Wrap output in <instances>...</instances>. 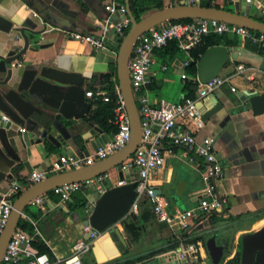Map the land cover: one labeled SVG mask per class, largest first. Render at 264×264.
I'll return each instance as SVG.
<instances>
[{
  "label": "crops",
  "instance_id": "1",
  "mask_svg": "<svg viewBox=\"0 0 264 264\" xmlns=\"http://www.w3.org/2000/svg\"><path fill=\"white\" fill-rule=\"evenodd\" d=\"M44 1L64 18V23L67 24L65 27L43 22L24 0H0V15L12 23L8 32L0 30V54L5 55L9 50L17 52L22 48L24 40L20 30H24L28 35V46L25 52L20 58L13 60V62H19L12 68L13 77H19L27 66L39 64L82 76L83 82L78 91L83 92V95L85 90L103 87L108 77H110L113 86L118 84L116 54L119 42L115 40L112 31L108 32L107 38L104 39L106 48L103 50H94L89 45L66 35L67 30L101 34L100 25L108 16V12L104 8L108 0ZM154 1L155 3L159 2L161 6L155 4V7L146 11L144 15L162 7L175 5L178 1L200 2L201 5L230 10L234 8L232 4L234 0ZM257 1L264 5V0H253L249 14L264 21L258 15ZM109 18L112 23H115L121 18V15L111 14ZM233 37L236 38L237 44L232 47H236L238 57L225 63L219 73L221 75L224 70L222 76L228 77L229 80L215 92V97L208 95L200 104L202 112L218 102L223 103L224 106L201 123L195 131L198 141L207 136L214 141L216 156H219V161L224 168V175L216 182V185L218 192L227 197V204L222 213L208 214L203 217L200 224L192 225L189 229L200 234V228L209 225L214 218L225 224L236 221L235 233L237 234L234 241H237L242 231H254L264 225V113L254 115L249 105L240 101L235 95L236 92L244 90L257 91L258 93L264 91V45L255 44L234 35ZM184 59L185 55L182 52L170 55L166 51V47L155 50L154 64L149 71L152 80L150 87L152 100L160 98L165 100V97L161 95L163 86L177 88L171 102L179 101L184 97L180 69L172 64L176 60L183 62ZM167 60L171 67L170 72H167L168 66L166 69H162V65L166 64ZM240 64L244 65L245 69L238 73L236 67ZM232 85L236 87L235 91H231L230 86ZM167 90L170 89L167 88ZM84 98L86 103H80L79 107L75 101L66 107L62 104L61 108L65 107L63 113L60 110L44 106L43 108L48 114L54 115L52 120L47 115L38 117L42 121L41 130H47V136L41 139V130L35 132L28 125H24L23 128L34 140L29 145H25L21 141L15 142L4 136L0 129V191H5L10 181L22 182L23 178L32 170H41L54 160L70 155L92 154L96 150L97 138L102 134L112 136L110 132L89 120L88 114L95 107V101L85 95ZM87 104H89L88 108ZM226 114H229V119L221 127L219 122ZM90 123L97 126L101 132L95 131ZM61 127H65L69 137L56 142L54 140H56L58 129ZM244 150L248 152L250 159H246ZM174 153V156H166L167 162L165 160L164 166L153 178L156 188L161 189L162 195L168 200L169 212L193 206L201 186L198 164L196 162L187 163L180 157L181 149L179 147L174 148ZM54 174L57 173L51 172L48 176ZM111 180L113 179L111 178ZM77 192L80 197L86 198L85 206H88L87 194L89 190L84 187ZM46 199L45 209L41 211L36 207L37 210L33 212H24L27 215L25 220L35 222L40 233V237L37 238L49 247L55 258H65L70 254L73 242L82 237L79 222L83 220V214L81 211L79 216L77 213L71 214L67 202L62 203L56 194H52V198H50L48 193ZM58 208L67 214L63 216ZM56 220L57 222L54 223ZM139 228L143 229V236L137 243L128 246V256L146 253L160 246L164 239L170 235L175 234L172 228L156 221L155 218L146 223L140 222ZM125 236L122 221L101 232L92 241L91 247L87 251H92L93 258L85 264H106L123 256L124 248L127 246L124 240ZM200 242L201 240L197 241L198 257L203 262L205 257L201 253ZM178 247L179 245L174 250H178ZM172 251L167 250L142 261L170 256ZM87 252L83 254L82 259ZM82 262L84 264L83 260Z\"/></svg>",
  "mask_w": 264,
  "mask_h": 264
},
{
  "label": "built area",
  "instance_id": "2",
  "mask_svg": "<svg viewBox=\"0 0 264 264\" xmlns=\"http://www.w3.org/2000/svg\"><path fill=\"white\" fill-rule=\"evenodd\" d=\"M253 0H246L252 2ZM108 12L104 23L100 25L101 34L82 33L78 31H66L70 38L87 44L94 50L105 49L104 39L108 32H113L115 40L120 42L124 37V30L130 26L128 17L125 14V3L121 0H108L104 5ZM258 15L264 19V5L257 1ZM120 14L121 18L112 23L109 16ZM36 15V13L34 12ZM234 35L246 39L255 44L264 45V32L249 29L247 27L228 23L214 18H192L189 21H167L151 27L136 39L128 61V77L132 94L137 106L141 137L132 155L122 161L120 170L123 174L130 176L129 169H135L133 175L136 196L130 206V211L138 214V203L146 199L150 204L153 216L156 221L169 226L175 231L180 243L178 250L172 254L178 264H195L198 259V243L190 242L185 244L183 233L192 225L202 222L208 214H219L224 211L227 204V197L218 192L216 182L223 177L224 168L216 156L214 141L211 137H204L198 141L195 136L196 129L202 123V109L200 104L208 95L218 91L221 86L228 82L229 78L220 74L207 82H201L195 74L194 77L186 75L185 68L193 58L191 50L202 43L203 39L210 35ZM174 41L177 48L185 55L183 62L174 61L173 66L180 69L182 78L193 80L194 95L182 98L179 101L171 102L164 99H151V83L149 71L154 64V52L162 49L169 42ZM19 62H12L14 67ZM167 65L163 64L162 69ZM245 69L244 65H237L238 73ZM264 76V72H263ZM235 91V86H230ZM85 97L93 101L112 102L113 117L110 122L116 126L115 133L103 146L98 147L92 154L70 155L52 161L49 166L41 170H32L23 181L12 180L5 191H0V233L2 232L9 217L14 199L27 186L46 178L49 173H61L68 170L80 168L101 160L110 154L123 148L130 139V122L125 108L124 99L118 84L113 86L111 91L102 87L88 89L84 92ZM6 120L5 116H2ZM23 130V128L21 129ZM179 147V154L187 163L196 162L200 174L201 186L196 195V202L193 206L169 212L168 200L162 194H154L156 185L153 183L154 175L165 164L166 156H174V148ZM125 171V173H124ZM108 173L86 179L80 182L66 183L55 186L51 189L62 203L71 199V195L87 185L93 184L97 193L101 194L104 189L101 181ZM130 178L117 179L116 186L126 184ZM45 194L32 198L28 205L35 206L41 211L45 209ZM87 206L84 207V211ZM27 219L22 212L21 217ZM33 232L29 233L18 225L13 230L9 241L2 253L0 264H83L82 256L87 252L92 241L101 233L93 229L89 224L83 226V231L91 230L88 240L83 237L77 239L71 245L70 254L65 258H55L47 252H37L33 242L40 237L35 222Z\"/></svg>",
  "mask_w": 264,
  "mask_h": 264
},
{
  "label": "water",
  "instance_id": "3",
  "mask_svg": "<svg viewBox=\"0 0 264 264\" xmlns=\"http://www.w3.org/2000/svg\"><path fill=\"white\" fill-rule=\"evenodd\" d=\"M24 2L43 22L58 27L67 25L64 23V18L52 10L44 0H24ZM124 2L125 14L123 16L128 17L130 26L121 40L116 54V76L130 122V139L123 148L101 160L80 168L47 176L22 190L14 199L7 222L0 233V261L24 208L32 198L43 193L48 198V192L55 186L90 179L108 173L107 171L115 166L118 168V179L125 177L130 178V181L116 186L107 174L101 181L104 189L101 194L97 193L93 184L85 187L89 190L87 194L89 204L85 211L83 210L84 207L79 209V212L81 211L83 214V220L79 222L82 237L86 240L90 238L91 230L83 231V226L87 224L98 232H104L127 216L133 220H139L138 214L130 211V206L136 196L133 182L135 169H129L130 176L124 175L123 171L120 170L122 161L132 155L141 137L140 118L128 77L129 57L139 35L160 23L182 18H214L264 32V21L249 14L253 1L234 0L232 2L233 10L201 5L200 2L178 1L175 5L162 7L145 14L138 21L135 20L131 12L129 0ZM11 25L10 20L0 15V30L8 32ZM20 31L24 40L22 48L17 52L9 50L5 55L0 54V129L4 136L15 142L21 141L25 145H29L34 140L23 126L28 125L35 132H39L42 121L38 117L47 115L51 120L54 117V115L47 113L43 108L44 106L60 110L63 113V109L71 105V102L75 101L78 107L81 106L80 103L86 102L83 92L78 91L83 82V77L79 74L46 65L31 64L23 69L19 77H13L11 63L20 58L28 46V35L24 30ZM237 57L236 47L224 44L210 46L195 64L197 77L201 82H207L220 73L225 63L235 60ZM235 95L240 101L249 105L254 115L264 113V91L258 93L257 91L244 90L236 92ZM210 96L215 97V93L210 94ZM62 104L65 105L63 109L61 108ZM223 106V103L218 102L205 109L201 117L202 123L222 109ZM88 107L89 104H87ZM2 116H5L6 120ZM228 119L229 114H226L219 122V126L222 127ZM90 125L95 131L101 132L97 126L92 123ZM22 128L23 130H21ZM46 136L47 130H41L40 138ZM68 137L69 134L65 127H61L58 129V135L54 141L57 142ZM110 138L108 134H102L96 140L95 149L103 146L104 142L109 141ZM244 155L246 159H250L246 150H244ZM217 158L220 160L219 156ZM153 193L162 194V190L155 188ZM79 212L77 213L78 216ZM220 222L218 219H214L209 225L200 228V235L204 237L200 242L202 245L201 253H204L209 264H219L223 253L229 249L234 241V237L229 238L226 230L237 222L232 221L226 224ZM238 242L240 245L239 264H264V225L254 231H242L238 236ZM159 264H178V262L175 255L172 254L160 258Z\"/></svg>",
  "mask_w": 264,
  "mask_h": 264
},
{
  "label": "trees",
  "instance_id": "4",
  "mask_svg": "<svg viewBox=\"0 0 264 264\" xmlns=\"http://www.w3.org/2000/svg\"><path fill=\"white\" fill-rule=\"evenodd\" d=\"M129 4H130L131 12L136 21L140 20L146 11H148L152 7H155L154 6L155 4L156 6L159 7L161 6L159 2L155 3L154 0H129ZM189 20H191V18L175 19V20H171V22H177V21L183 22ZM221 44L227 46H234L237 44V40L235 37L227 34H223V35L210 34L206 36L203 39L202 43H200L198 46L194 47L191 50V56L193 58V61H191L188 66H186L185 68L186 75H188L189 77H194L196 74L195 64L197 60L200 58V56L203 54V52L210 46L221 45ZM166 51L169 52L170 55L180 52L174 41L168 43V45L166 46ZM182 83H183L182 91L184 92V97L193 96L194 86H195L193 80L190 78H182ZM102 88L109 91L113 89V83L110 77H108V79L105 80ZM94 104L95 107L88 114L89 120L94 124L104 128L107 132H110L111 134L115 133L116 126L110 122V119L113 117L114 104L112 102H103L101 100L95 101ZM49 197L52 198L50 192H49ZM85 205H86L85 197H79L78 199H75L73 194L71 195V199L67 201L69 212L74 211L76 209L79 210L83 208ZM26 209L27 207L24 208V212H26ZM138 209H139L138 212L139 221L133 220L130 217L122 220L123 231L126 233L124 240L127 243V246H125L124 248L125 251L124 255L106 264H134L136 262L142 261L147 257L165 252L167 250H174L179 245L180 243L179 238L176 236V234H172L166 239H164L163 243L160 244V246L146 253L137 254L135 256H128V252H129L128 245L137 243L143 236L144 233L143 229L139 228L140 222L146 223L154 218L150 204L146 199H142L141 201H139ZM58 210L59 212L62 213L63 216L67 214L60 208H58ZM56 222L57 220L54 223ZM18 226L25 229L29 233L33 232V225L29 221L23 218L19 219ZM201 237L202 236L199 233H196L193 229L192 230L189 229L183 233V238H184L183 242L185 244H188L190 242H197L198 240H201ZM33 246L37 252H47L51 256H53L49 247L39 238H36L34 240ZM236 246H238V249H236ZM239 248L240 245L238 240L233 241L229 248L231 249L230 252L231 255L227 256L228 257L227 260L224 259L221 260L219 264H239V260H240ZM201 260L202 259L198 257V261L202 262Z\"/></svg>",
  "mask_w": 264,
  "mask_h": 264
},
{
  "label": "rangeland",
  "instance_id": "5",
  "mask_svg": "<svg viewBox=\"0 0 264 264\" xmlns=\"http://www.w3.org/2000/svg\"><path fill=\"white\" fill-rule=\"evenodd\" d=\"M128 29H129V27L126 28L124 30V32L126 33ZM122 39H123V37L121 38V40ZM166 64L168 66V71L167 72H170L171 71V67L169 65V61L168 60H167ZM222 74H224V70L221 72V75ZM167 88L170 89V90L168 91ZM176 89H177L176 87L169 88V86H163V88H162V94L161 95L165 97V100H168L169 99L170 101H172L174 99L175 94H176V92H175ZM155 91H157V90H155ZM107 172H108L109 176L113 179V181H116L117 180V178H118V168L116 166L110 168ZM49 192L51 193V195L53 194V192L51 190ZM73 196H74L75 199H78L80 197V194L78 192H76V193L73 194ZM26 207H27V209H26L27 212H33V211L37 210L35 206L27 205ZM78 212H79V210L76 209L74 211H71L70 213L71 214H74V213H78ZM229 227L230 228H228L226 230V234L229 236V238L235 237V235L237 234V233H235V230L237 229V224H234L233 226H229ZM203 239H204V237L202 236L201 237V240H203ZM236 249H238V246H236ZM230 252H231V249H228L227 251H225L223 253V255H222V259L221 260H223V259L224 260H227V258H228L227 256H230L231 255ZM92 255H93L92 251L87 252L84 255V257L82 259L84 261V264H85V262L90 261L91 258H93ZM202 255L204 256V253ZM159 262H160V259H153L152 258L151 260H148V261H140V262H136L135 264H159ZM203 262H205V263H203ZM203 262L198 261L197 264H207L206 259H204Z\"/></svg>",
  "mask_w": 264,
  "mask_h": 264
},
{
  "label": "flooded vegetation",
  "instance_id": "6",
  "mask_svg": "<svg viewBox=\"0 0 264 264\" xmlns=\"http://www.w3.org/2000/svg\"><path fill=\"white\" fill-rule=\"evenodd\" d=\"M230 248V247H229ZM206 262H207V264H209V260L208 259H206Z\"/></svg>",
  "mask_w": 264,
  "mask_h": 264
}]
</instances>
